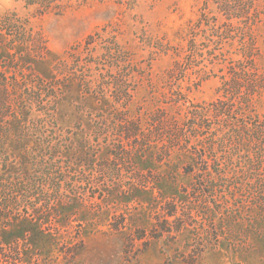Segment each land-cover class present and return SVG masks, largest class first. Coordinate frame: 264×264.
<instances>
[{"label":"rangeland","instance_id":"obj_1","mask_svg":"<svg viewBox=\"0 0 264 264\" xmlns=\"http://www.w3.org/2000/svg\"><path fill=\"white\" fill-rule=\"evenodd\" d=\"M201 2L0 0V175L38 179L0 198V264H264V0L253 92L236 46L180 74Z\"/></svg>","mask_w":264,"mask_h":264},{"label":"trees","instance_id":"obj_2","mask_svg":"<svg viewBox=\"0 0 264 264\" xmlns=\"http://www.w3.org/2000/svg\"><path fill=\"white\" fill-rule=\"evenodd\" d=\"M255 3L256 0H202L199 10L200 14L189 30L187 46L184 49V61L177 64L180 67V74L183 75L187 70L197 67L199 64L197 57L201 59L205 58L206 60H209L210 63H213L214 59L225 55L224 52L220 51L225 44L231 48L236 46L238 47L237 50H239L241 58H239L238 61H234L235 63L230 68L232 74L231 83L236 90L245 86L250 92H253L257 87V82L253 79L251 71L246 68V64L252 62L253 54L256 51L255 38L252 34V27L258 17V14L255 11ZM211 6L215 8L217 15L212 14V11H210ZM96 37H100L98 32L89 35L84 40L85 46L87 48L90 47V45L95 42ZM216 50H219V53H216ZM52 88L55 89L54 86H52ZM52 92L53 94L51 93L47 96L53 97L55 91L53 90ZM31 102H33L32 99ZM1 116L4 117L6 115L2 114ZM197 117L198 113L192 115L191 125L189 126L191 130L196 126L200 127L201 125L202 127V124L195 122ZM137 131V128L135 129V127H129V125H127L126 132L128 135L136 137ZM38 144L41 146L39 149L43 148V152H46V140L39 139ZM3 154L4 153H0V156ZM33 163H40L41 169L38 173L41 175L40 181H43L41 182V186L51 185V187L55 188L59 185L58 180H55L50 176L52 168L56 166L53 165V162L51 161L46 162L42 152L32 155L31 158L29 156L26 161L22 162L21 167H26L28 165L32 167L34 166ZM5 168L6 167L4 166V171H6ZM17 172H20V170ZM19 175V173L17 177H14L9 173L0 175V198H2L3 193H5L6 190L14 191L16 193L30 192L35 185L36 180H38L34 176L24 178L19 177ZM211 183L213 182L211 181L208 186L211 187ZM197 186L204 187L205 185L201 181H198ZM8 197V195L7 197L4 196L3 200H6L5 198ZM176 214L177 211L175 205L166 207V217H172ZM160 230L165 232L166 229L164 226H160Z\"/></svg>","mask_w":264,"mask_h":264}]
</instances>
